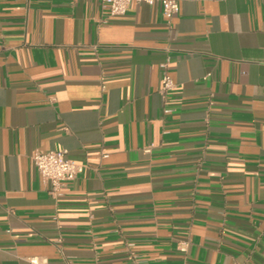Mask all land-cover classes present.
I'll list each match as a JSON object with an SVG mask.
<instances>
[{"label": "crops", "instance_id": "crops-1", "mask_svg": "<svg viewBox=\"0 0 264 264\" xmlns=\"http://www.w3.org/2000/svg\"><path fill=\"white\" fill-rule=\"evenodd\" d=\"M178 2L0 0V264H264V0Z\"/></svg>", "mask_w": 264, "mask_h": 264}, {"label": "built area", "instance_id": "built-area-1", "mask_svg": "<svg viewBox=\"0 0 264 264\" xmlns=\"http://www.w3.org/2000/svg\"><path fill=\"white\" fill-rule=\"evenodd\" d=\"M107 8L110 16H120L126 13L133 4L144 2L158 3L166 22L170 24L179 6L178 0H98ZM174 86L171 77L165 73L161 78L159 91L165 95ZM31 159L40 176L49 183L48 193L57 198L62 195L63 186L73 180L82 170L83 165L73 161L66 155V150L42 151L35 149ZM31 264H37L36 258H31Z\"/></svg>", "mask_w": 264, "mask_h": 264}]
</instances>
